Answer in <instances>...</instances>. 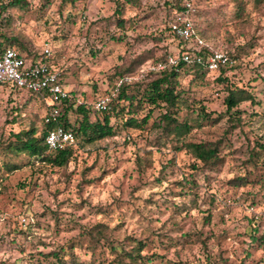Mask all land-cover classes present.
Wrapping results in <instances>:
<instances>
[{"label":"rangeland","instance_id":"rangeland-1","mask_svg":"<svg viewBox=\"0 0 264 264\" xmlns=\"http://www.w3.org/2000/svg\"><path fill=\"white\" fill-rule=\"evenodd\" d=\"M118 1L125 2L75 0L62 8L60 0H52L44 8L41 0H26L28 9L8 11L35 57L44 43L51 45L48 60L74 105L83 101L93 107L97 98L111 95V88L105 93L108 77L123 57L146 50L160 56L188 45H179L165 30L167 37L157 40L173 17L166 0L125 2L123 27L115 14ZM199 5L206 43L227 52L238 67L221 80L217 72L206 71L201 79L182 75L178 116L195 117L202 108L216 121L166 137L153 126L163 109L147 106L138 115L151 110L144 128L112 118L115 134L75 144L74 158L62 168L0 150V264H47L40 252L70 241L80 244L76 254L88 259L86 228L95 224L105 225L106 234L127 249L135 244L132 238L145 244L144 259L124 264H264V248L252 239L264 232V5L248 3L240 19L235 0H199ZM145 66L128 74L132 82L151 74L142 76ZM228 84L246 88L255 99L238 103L240 122L232 128L224 116ZM45 111L35 94L0 86L1 136L41 124ZM75 118L70 110L71 122ZM206 140L218 142L222 161L213 169L182 146ZM8 163L20 168L9 171ZM236 177L245 182L233 185ZM100 250L98 245L95 255ZM105 255L104 264H112L108 251Z\"/></svg>","mask_w":264,"mask_h":264},{"label":"trees","instance_id":"trees-1","mask_svg":"<svg viewBox=\"0 0 264 264\" xmlns=\"http://www.w3.org/2000/svg\"><path fill=\"white\" fill-rule=\"evenodd\" d=\"M51 1L52 0H41V6L46 8L50 5ZM124 1L134 5L138 2L137 0ZM235 1L237 5L235 16L238 19L244 16L248 3H251L254 8L264 5V0ZM125 2L118 1L117 7L115 8L117 23L120 27H123L124 23L121 15L124 13ZM74 3L75 0H60V6L62 8H66L67 5L73 6ZM165 4L168 6L172 15L174 11L183 12V7L178 0H166ZM27 6L26 0H0V54L6 47H14L25 56H35L31 42L15 29L13 26V17L8 12L9 9L13 10L16 7L28 9ZM202 11L198 1L197 11L194 17V28L198 35L205 40V31L200 27L198 22L201 18ZM164 30L172 34L169 29V24L167 23L163 31L161 30L160 34L157 36V40L162 41L167 37ZM178 40L179 45L182 43L184 44L182 40ZM210 48L211 46L206 43V46H203L202 49L208 51ZM186 49L187 46L183 45L180 51ZM240 49H242V47L238 48V50ZM168 54L169 52H164L160 56H154L152 50H146L132 58L123 57L121 64L115 66L113 73L109 75V82L106 84L105 93L113 87L115 81L119 77L138 71L144 64L165 59ZM234 56L236 57V55ZM48 62L53 65V62L49 60ZM180 67L181 70L179 72L164 70L149 74L146 78L138 82L122 85L116 93L110 95L111 99L107 110H96L83 101L74 105L69 97L57 104L60 113L56 120H51L49 122H45L44 120V117L48 114L49 106L45 104L42 95L28 91L41 98V101L45 105L46 111L41 119V124L37 125L31 123L27 129L12 133L11 137H3L0 135V150L15 155H27L45 164L62 168L66 167L74 158L75 144L78 143L82 146L83 144L95 143L106 137L113 136L116 131V126L111 123L112 118L121 119L122 125L126 127L144 128L151 116V110H148L140 118L138 115L147 106L163 109L157 121L153 122V126L166 137L177 138L184 136L191 130L193 125L199 126L204 120L216 121L215 118H212V116L206 113L202 108L195 117L186 119L179 118V105L183 102V90L179 88L180 77L184 74L192 73L194 78L201 79L207 71L204 66L199 63L185 65L181 62ZM237 67L238 63H234L231 66H221L217 72L218 75L216 79L218 78V80H221V76L226 74L227 71ZM60 82L64 85L61 79ZM1 85L6 84H0V86ZM225 90L226 95L223 100L225 104L224 116L229 126L232 128L236 127L240 122V117L238 115L239 110L235 109L238 103L242 101L254 103L255 99L252 93L246 88L238 87L234 84H228ZM70 110H73L76 114V118L73 122L69 119ZM57 126H62L71 130L75 136V142L70 145H65L62 148L51 150L47 148L45 144V135L48 130ZM182 146L191 152L204 168H216L222 161L218 155L217 141L211 142L206 140L200 142H186L182 144ZM6 166L9 171L20 168V166L14 163H8ZM232 182L233 185L239 186L241 183L245 182V180L243 177H236ZM86 229L89 243L86 248L90 251V257L88 259L81 258L77 255L75 248L76 246H80V244L76 245L70 241L69 243L60 245L56 250L40 252L45 258L44 260L47 261V264H95L96 262L97 264H104L106 251H108L111 256L110 262H112V264H124L126 261L137 262L140 259H144V256L140 253V250L145 245L142 241L132 238L135 244L130 249H127L122 243H115V240L106 234L105 225L103 224H95ZM252 239L257 241L259 247L264 248V232L256 237L253 236ZM98 245L102 246V250H100L99 255H95V249Z\"/></svg>","mask_w":264,"mask_h":264},{"label":"built area","instance_id":"built-area-1","mask_svg":"<svg viewBox=\"0 0 264 264\" xmlns=\"http://www.w3.org/2000/svg\"><path fill=\"white\" fill-rule=\"evenodd\" d=\"M199 0H178L183 7L182 11H174L169 22L170 32L187 43V49L169 53L165 59L153 63H147L141 71L156 73L164 70H181L180 63L185 65L199 63L210 73H216L221 66H231L235 59L223 50L213 49L206 51L205 40L198 35L194 28V17ZM52 55V47L44 43L38 57L25 56L14 47H6L0 54V84L13 86L17 89L26 90L42 95L43 100L49 106L48 114L44 117L45 122L56 120L60 113L57 104L70 97L69 90L60 82L59 73L56 68L48 62ZM133 76L125 75L119 77L113 87L111 94L116 93L124 84L131 83ZM110 94L97 98L93 104L96 110H107L109 108ZM50 100V102H48ZM75 142L73 132L62 126H57L46 132L45 144L47 148L54 150L70 145Z\"/></svg>","mask_w":264,"mask_h":264}]
</instances>
